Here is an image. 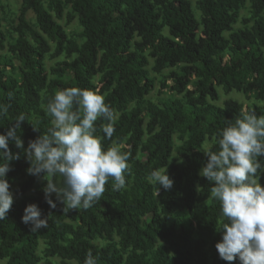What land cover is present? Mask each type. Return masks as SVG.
<instances>
[{
  "label": "trees",
  "instance_id": "16d2710c",
  "mask_svg": "<svg viewBox=\"0 0 264 264\" xmlns=\"http://www.w3.org/2000/svg\"><path fill=\"white\" fill-rule=\"evenodd\" d=\"M45 2L20 0L11 41L0 29V51H6L0 53V105L8 106L0 115V133L23 114L18 135L27 148L52 126L47 104L56 92L91 90L117 114L111 139L101 130L108 122L100 119L96 135L105 148L115 143L129 155V172L123 189L114 191L110 178L101 201L87 210L64 211L61 203L53 209L42 189L45 179L62 178L28 174L23 150L10 144L20 155L7 174L10 190L22 196L41 181L35 194L14 198L0 220V262L39 264L42 242L40 264H53L52 257L60 264H84L89 251L97 264H239L222 260L215 248L221 239L219 202L199 171L207 160L204 142L212 146L228 121L241 112L264 115V0H196L198 15L191 0ZM246 6L248 15L234 28ZM63 18L65 24L76 21L79 40L66 33L58 22ZM47 53L62 56L48 70ZM150 72L161 75V89L171 96L149 97L156 79ZM218 88L250 102L228 97L216 104ZM166 168L174 184L158 194L159 186L146 176ZM32 203L48 217V228L32 232L22 221Z\"/></svg>",
  "mask_w": 264,
  "mask_h": 264
},
{
  "label": "clouds",
  "instance_id": "9594fccd",
  "mask_svg": "<svg viewBox=\"0 0 264 264\" xmlns=\"http://www.w3.org/2000/svg\"><path fill=\"white\" fill-rule=\"evenodd\" d=\"M7 112L8 106L0 105V115ZM47 114L52 117V126L29 140L27 148L18 135L25 121L23 114L6 133H0V220L6 218L14 203L7 174L12 170L11 161L20 159L10 144L23 150L28 174L62 178L60 183L45 179L42 190L50 208L61 203L64 211L87 210L101 201L110 178L114 191L126 186L129 155L115 143L105 148L96 135L98 119L108 122L101 127L107 138L111 139L115 131V112L102 95L78 87L65 88L49 100ZM203 152L207 160L199 175L212 183L210 196L220 207L221 239L215 244L219 257L226 262L264 264V187L260 184L264 173V115L241 112L216 133L212 146ZM146 179L159 186L158 194L161 188L168 191L174 184L167 168L152 170ZM22 221L31 224L32 232L48 228V217L42 218L41 209L34 203L25 207ZM84 264H97L91 251Z\"/></svg>",
  "mask_w": 264,
  "mask_h": 264
},
{
  "label": "rangeland",
  "instance_id": "374dc122",
  "mask_svg": "<svg viewBox=\"0 0 264 264\" xmlns=\"http://www.w3.org/2000/svg\"><path fill=\"white\" fill-rule=\"evenodd\" d=\"M44 2V5L47 6L45 0H42ZM193 9L195 10L196 15L199 14L198 10L196 9V0H191ZM20 4V0H0V29L4 32V34L6 35V41L9 42L13 39L14 37V33L13 31L10 29V22L13 20L15 21L16 16L18 14V7ZM248 15V6L242 8L239 10V22H237L236 24L233 25L234 28H238L242 25L241 23V18L245 17ZM27 20L30 22V24L34 25V16L33 13L31 11H28L26 14ZM65 19H60L58 20L59 23H61V25H63L66 33L69 36H75V38L77 40H79V38L77 37V34L80 30L78 24L76 23V21H71L69 24H65ZM166 30L164 29V32ZM6 52L5 49L4 51H0V53H4ZM62 56H57L55 58H51L50 57V53H47L45 55L44 58V63L45 66L47 68V70L49 69L50 66H52L56 61L61 60ZM150 63H151V59H149ZM12 63L13 65H17L18 61L16 58H12ZM167 70H165L163 73H165ZM151 76H154L155 79V85L154 88L150 91L149 93V97L152 99H157V98H166L168 96H171L172 93L166 90L161 89V85L159 84L160 81V76L161 75H157L154 74L153 72H150ZM163 75V74H162ZM169 80H166V83H168ZM218 93H219V99L217 101H214L216 104H221V102L228 97H232L235 98L239 101L244 102V104L249 103L250 100H247L241 93L235 92V91H231L229 93H225L221 88H218ZM177 96V95H175ZM252 100V99H251ZM117 114H115L116 117ZM175 138V143H179L178 139L176 138V135H174ZM211 146V141L207 140L204 142L203 144V148L204 150L207 147ZM41 180H38V182L35 184L34 187H32L30 190H28L24 195L22 196H17L16 194L13 193V198L15 199H21L23 196H29V195H33L35 194L36 188L38 187L39 183ZM54 198H55V194H53ZM98 242L103 243V240H98ZM163 242V241H162ZM164 243V242H163ZM42 248H43V244L42 242H40V244L38 245L37 251L40 257V262L42 260H44V256H43V252H42ZM53 264H60L59 263V258L57 257H52L49 258ZM39 262V264H40ZM0 264H2V262H0Z\"/></svg>",
  "mask_w": 264,
  "mask_h": 264
}]
</instances>
